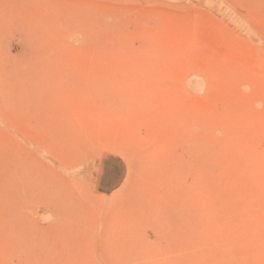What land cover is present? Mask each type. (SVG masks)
I'll return each mask as SVG.
<instances>
[{
  "label": "rangeland",
  "instance_id": "1",
  "mask_svg": "<svg viewBox=\"0 0 264 264\" xmlns=\"http://www.w3.org/2000/svg\"><path fill=\"white\" fill-rule=\"evenodd\" d=\"M263 16L0 0V264H264Z\"/></svg>",
  "mask_w": 264,
  "mask_h": 264
},
{
  "label": "bare ground",
  "instance_id": "2",
  "mask_svg": "<svg viewBox=\"0 0 264 264\" xmlns=\"http://www.w3.org/2000/svg\"><path fill=\"white\" fill-rule=\"evenodd\" d=\"M262 6H263V5H262ZM261 12H262V11H261ZM257 13H258V12H257ZM256 16H257V14H256ZM260 17H261V16H260ZM263 17H264V16H263ZM257 19H258V17H257ZM257 19H256V20H257ZM259 22H260V20H259ZM257 23H258V22H257ZM260 23H261V22H260ZM263 24H264V23H263ZM263 24H262V25H263ZM112 245H113V244H112ZM110 247H112V246H110ZM113 248H114V247H113Z\"/></svg>",
  "mask_w": 264,
  "mask_h": 264
}]
</instances>
